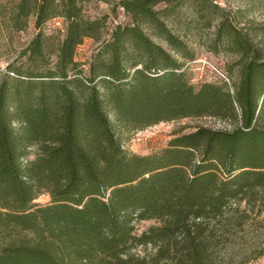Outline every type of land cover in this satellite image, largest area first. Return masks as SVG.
I'll use <instances>...</instances> for the list:
<instances>
[{
    "label": "trees",
    "instance_id": "1",
    "mask_svg": "<svg viewBox=\"0 0 264 264\" xmlns=\"http://www.w3.org/2000/svg\"><path fill=\"white\" fill-rule=\"evenodd\" d=\"M82 1H0L5 43L30 16L34 28L0 68V264H242L262 254L251 242L238 251L237 232L264 220V24L243 30L219 15L214 38L235 55L234 76L194 85L192 52L157 6L168 0H117L129 22L105 39ZM56 15L64 32L49 47L42 24ZM85 37L97 43L83 68L74 49ZM185 116L230 126L197 124L146 153L124 145ZM41 192L48 200L34 202ZM143 219L153 222L136 231Z\"/></svg>",
    "mask_w": 264,
    "mask_h": 264
},
{
    "label": "rangeland",
    "instance_id": "2",
    "mask_svg": "<svg viewBox=\"0 0 264 264\" xmlns=\"http://www.w3.org/2000/svg\"><path fill=\"white\" fill-rule=\"evenodd\" d=\"M116 1L83 0L81 2L82 15L98 20L99 39L107 38L116 23L129 22V16ZM157 6L163 7L161 17L192 52V58L186 60L185 65L188 79L194 85L202 81H216L225 78L226 82L230 84L232 76H234L231 69L235 55L230 50L223 48L221 43L216 42L214 38L215 23L219 15L225 16L231 25L241 27L243 30L256 26V24H264V0H168ZM32 19V16L28 18L24 29L10 33V42L5 43L0 33V68L5 64V51L9 45L10 47L11 45L14 47L24 45L33 34ZM64 25L65 21L59 15L47 19L42 24L43 31L49 35L46 38L49 47L56 38L62 36ZM151 37L168 48L162 40L153 35ZM261 40L264 43V34H261ZM96 43L97 41L93 38L85 37L75 46L74 59L81 63L83 68L86 67ZM11 49L9 50L11 51ZM197 124L213 128L230 126L227 121L212 116H185L159 121L135 131L124 145L131 151L146 153L165 145L173 133L192 130ZM47 200L48 195L44 192L39 193L33 199L38 203H44ZM262 215H264V211L260 214V216ZM152 222V219L139 220L134 223L135 230L139 231ZM237 237L238 251L245 249L250 242L263 245L262 254L246 260L242 264H264V220H253L252 224L245 225L243 230H238ZM148 249L147 245L145 249L138 247L137 251L142 252Z\"/></svg>",
    "mask_w": 264,
    "mask_h": 264
}]
</instances>
